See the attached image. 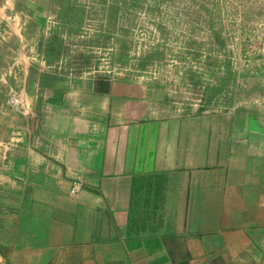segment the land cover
Wrapping results in <instances>:
<instances>
[{
    "label": "crops",
    "instance_id": "crops-1",
    "mask_svg": "<svg viewBox=\"0 0 264 264\" xmlns=\"http://www.w3.org/2000/svg\"><path fill=\"white\" fill-rule=\"evenodd\" d=\"M45 12L0 3V264H264V100L67 73Z\"/></svg>",
    "mask_w": 264,
    "mask_h": 264
},
{
    "label": "rangeland",
    "instance_id": "rangeland-1",
    "mask_svg": "<svg viewBox=\"0 0 264 264\" xmlns=\"http://www.w3.org/2000/svg\"><path fill=\"white\" fill-rule=\"evenodd\" d=\"M38 1L42 50L67 73L139 82L195 112L264 100V0Z\"/></svg>",
    "mask_w": 264,
    "mask_h": 264
},
{
    "label": "built area",
    "instance_id": "built-area-1",
    "mask_svg": "<svg viewBox=\"0 0 264 264\" xmlns=\"http://www.w3.org/2000/svg\"><path fill=\"white\" fill-rule=\"evenodd\" d=\"M17 101H18L17 98H12V100H11L12 104L15 106L17 105ZM76 189L77 188L75 187L74 190H76Z\"/></svg>",
    "mask_w": 264,
    "mask_h": 264
}]
</instances>
